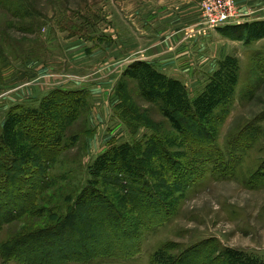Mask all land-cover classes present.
I'll list each match as a JSON object with an SVG mask.
<instances>
[{"label": "rangeland", "instance_id": "374dc122", "mask_svg": "<svg viewBox=\"0 0 264 264\" xmlns=\"http://www.w3.org/2000/svg\"><path fill=\"white\" fill-rule=\"evenodd\" d=\"M210 3L0 0V130L13 108L38 107L55 91L87 99L67 130L51 173L56 183L44 192L38 215L8 219L0 245L46 226L53 193L86 184L99 156L127 145L140 162L152 139L161 138L171 163L162 155L144 167L164 202L171 201L169 221L141 229L135 257L85 264H264V36L253 38L240 24L208 29ZM142 65L179 82L190 102L212 105L209 126L223 164L182 141L162 112V90L146 82ZM166 168L163 191L153 170ZM174 173L185 181L176 184ZM0 264L22 263L0 256Z\"/></svg>", "mask_w": 264, "mask_h": 264}, {"label": "trees", "instance_id": "16d2710c", "mask_svg": "<svg viewBox=\"0 0 264 264\" xmlns=\"http://www.w3.org/2000/svg\"><path fill=\"white\" fill-rule=\"evenodd\" d=\"M263 26L264 22H257L240 28L249 36L260 38L264 36ZM141 67L146 72V82L162 90V112L181 134L182 141L196 146L198 156L221 163L223 156L213 145L209 126L212 105L204 98L201 105L190 102L179 82L159 77L154 70L148 72L151 69L145 65ZM83 94L55 91L38 107H15L8 114L0 130V227L25 213L38 215L44 192L56 183L51 173L66 148L67 130L87 110ZM152 140V148L140 162L136 151L127 145L115 146L99 156L89 169L86 184L78 189L72 184L65 193L63 189L68 187L61 186L60 193H53L48 224L1 244V258L17 259L22 264H85L98 257L125 259L138 255L141 229L160 227L172 215L171 201L164 202L165 197L152 186L144 167L162 155L171 163L172 156H168L161 138ZM166 169L161 174L153 170V178L163 191L169 185L167 174L171 173ZM176 174V184L180 185L185 180ZM57 202L64 207L57 206Z\"/></svg>", "mask_w": 264, "mask_h": 264}, {"label": "built area", "instance_id": "2783aa9c", "mask_svg": "<svg viewBox=\"0 0 264 264\" xmlns=\"http://www.w3.org/2000/svg\"><path fill=\"white\" fill-rule=\"evenodd\" d=\"M235 2V0H213V3L207 5L208 29L223 30L237 23L240 18V8Z\"/></svg>", "mask_w": 264, "mask_h": 264}, {"label": "crops", "instance_id": "0c3cea01", "mask_svg": "<svg viewBox=\"0 0 264 264\" xmlns=\"http://www.w3.org/2000/svg\"><path fill=\"white\" fill-rule=\"evenodd\" d=\"M237 3L240 5L241 15L238 22L232 26L264 22V0H237Z\"/></svg>", "mask_w": 264, "mask_h": 264}]
</instances>
